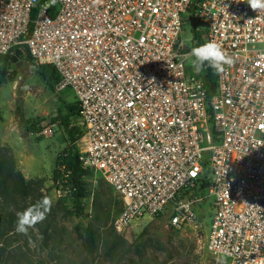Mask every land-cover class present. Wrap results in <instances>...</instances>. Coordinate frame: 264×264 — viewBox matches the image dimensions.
<instances>
[{
    "label": "built area",
    "instance_id": "built-area-1",
    "mask_svg": "<svg viewBox=\"0 0 264 264\" xmlns=\"http://www.w3.org/2000/svg\"><path fill=\"white\" fill-rule=\"evenodd\" d=\"M200 39L233 60L212 96L185 59ZM21 47L73 93L79 160L121 199L118 233L208 213L210 254L264 264V12L247 0H58L53 13L48 1L0 0V57Z\"/></svg>",
    "mask_w": 264,
    "mask_h": 264
},
{
    "label": "rangeland",
    "instance_id": "rangeland-1",
    "mask_svg": "<svg viewBox=\"0 0 264 264\" xmlns=\"http://www.w3.org/2000/svg\"><path fill=\"white\" fill-rule=\"evenodd\" d=\"M192 37L186 26V45ZM23 59L7 66L5 75L0 69V264H219L222 258L229 264L206 249L208 213L196 226L176 228L159 216L118 233L114 220L122 201L99 172L88 173V194L78 213L59 190L61 155L69 145L76 148L79 138L69 144L60 120L55 121L66 117V107L76 99L70 90H51L26 53ZM68 119L76 127L77 119ZM44 197L52 201L47 218L27 235L18 233L17 214ZM89 227L98 232L93 251L87 245Z\"/></svg>",
    "mask_w": 264,
    "mask_h": 264
},
{
    "label": "trees",
    "instance_id": "trees-1",
    "mask_svg": "<svg viewBox=\"0 0 264 264\" xmlns=\"http://www.w3.org/2000/svg\"><path fill=\"white\" fill-rule=\"evenodd\" d=\"M42 1H48L51 3V13H53L54 10L57 8L58 0H42ZM192 11H193V7H191L190 9V12ZM196 37L198 38L200 37V34L197 32H196ZM203 44L204 42L200 39L197 46ZM21 48L27 54V57L31 60L28 50L25 47H21ZM10 58L11 55L0 57V62L3 64V67L0 68L2 70L1 73L2 75H5L6 67L10 65L9 63ZM35 68L37 73L44 78L47 86L51 90L56 91L55 86L60 80V75L57 69L52 65H36ZM198 74L202 76L204 86L207 89L209 96H212V94H214L217 89V73H215L213 69L209 68L207 63H205V65L203 66V70ZM66 112H67L66 117L57 116L55 118V121L60 120L61 122L60 127L67 134L68 142L70 144V142H72V140L75 139V135H77L78 138L81 135V130L78 127V125L76 124V127L71 128L70 121L68 119L72 116L75 118L78 116L79 107L77 102L74 106L66 107ZM60 164L64 167V172L65 171L71 172L67 181L63 183V188L64 190H70L65 195L70 196V198L74 202L75 209L77 210L78 213H80L83 210V200L86 198L88 194L86 177L90 171L82 167V164L79 160V154L77 152V149L71 145H69L61 155ZM17 175L20 177V181L23 184L22 189H24L25 186L24 178L22 177L20 172H18ZM86 233H87L88 248L90 251H93L96 248L98 232L94 228L89 227L87 228Z\"/></svg>",
    "mask_w": 264,
    "mask_h": 264
},
{
    "label": "clouds",
    "instance_id": "clouds-1",
    "mask_svg": "<svg viewBox=\"0 0 264 264\" xmlns=\"http://www.w3.org/2000/svg\"><path fill=\"white\" fill-rule=\"evenodd\" d=\"M93 2L99 4L102 3V0H93ZM247 3L253 11H257L258 13L264 12V0H247ZM185 59L189 61L190 66L197 74L203 70L205 63L217 74L224 72L225 65H231L233 63L232 58L224 51L222 45L214 41L193 47L185 54ZM51 207V199L44 197L37 203L26 208L23 212L18 213L16 231L20 234L27 235L30 228H34L35 225L43 222L47 218ZM219 264H226V260L222 258Z\"/></svg>",
    "mask_w": 264,
    "mask_h": 264
},
{
    "label": "water",
    "instance_id": "water-1",
    "mask_svg": "<svg viewBox=\"0 0 264 264\" xmlns=\"http://www.w3.org/2000/svg\"><path fill=\"white\" fill-rule=\"evenodd\" d=\"M24 50L21 48H17L14 51V54L11 55L10 58V65L11 64H17V65H21L24 62Z\"/></svg>",
    "mask_w": 264,
    "mask_h": 264
}]
</instances>
